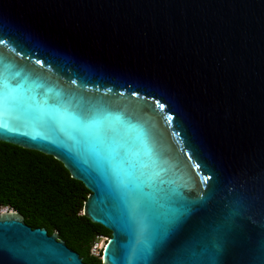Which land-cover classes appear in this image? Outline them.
<instances>
[{
	"label": "water",
	"instance_id": "1",
	"mask_svg": "<svg viewBox=\"0 0 264 264\" xmlns=\"http://www.w3.org/2000/svg\"><path fill=\"white\" fill-rule=\"evenodd\" d=\"M0 142L51 156L102 264H264V0H0ZM0 264H85L0 210Z\"/></svg>",
	"mask_w": 264,
	"mask_h": 264
},
{
	"label": "trees",
	"instance_id": "2",
	"mask_svg": "<svg viewBox=\"0 0 264 264\" xmlns=\"http://www.w3.org/2000/svg\"><path fill=\"white\" fill-rule=\"evenodd\" d=\"M89 192L63 165L37 151L0 142V210L17 211L31 228L57 232L85 264H102L90 254L100 236L110 232L82 215Z\"/></svg>",
	"mask_w": 264,
	"mask_h": 264
},
{
	"label": "rangeland",
	"instance_id": "3",
	"mask_svg": "<svg viewBox=\"0 0 264 264\" xmlns=\"http://www.w3.org/2000/svg\"><path fill=\"white\" fill-rule=\"evenodd\" d=\"M107 238H108L107 236L98 237L97 241L92 245L90 254L96 257H100V254L102 252V247Z\"/></svg>",
	"mask_w": 264,
	"mask_h": 264
},
{
	"label": "flooded vegetation",
	"instance_id": "4",
	"mask_svg": "<svg viewBox=\"0 0 264 264\" xmlns=\"http://www.w3.org/2000/svg\"><path fill=\"white\" fill-rule=\"evenodd\" d=\"M110 236V235H109Z\"/></svg>",
	"mask_w": 264,
	"mask_h": 264
}]
</instances>
